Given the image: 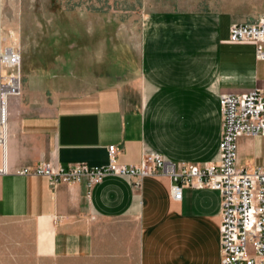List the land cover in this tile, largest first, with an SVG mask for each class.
<instances>
[{"label":"crops","instance_id":"1","mask_svg":"<svg viewBox=\"0 0 264 264\" xmlns=\"http://www.w3.org/2000/svg\"><path fill=\"white\" fill-rule=\"evenodd\" d=\"M261 15L264 0H177L148 10L122 50L86 34L90 44L30 70L8 99L0 146V258L220 264L217 189L185 186L174 199L168 175L108 174L87 196L84 178L53 185L22 170L106 165L110 145L117 164L150 152L218 163L219 97L264 89V42H232L228 28ZM235 147L237 168L264 167V135H239Z\"/></svg>","mask_w":264,"mask_h":264},{"label":"built area","instance_id":"2","mask_svg":"<svg viewBox=\"0 0 264 264\" xmlns=\"http://www.w3.org/2000/svg\"><path fill=\"white\" fill-rule=\"evenodd\" d=\"M232 42H264V15L257 19L232 24L228 28ZM1 46V44H0ZM256 53L264 58V49ZM13 69L6 75L3 68ZM21 54L13 47L0 48V146L4 147L8 122V99L21 91ZM224 116V129L219 143V161L211 165L178 164L165 160L158 153H146L137 165L117 164L116 147L108 146L109 162L102 166L85 163L70 164L67 169L52 170L48 164H38L22 173L47 175L51 184L61 180L85 179L87 196L105 175L141 178L165 174L173 184L174 199H180L182 188L208 187L220 193V264H264V167L239 169L236 166L235 141L239 135H264V89H253L242 95L219 97Z\"/></svg>","mask_w":264,"mask_h":264},{"label":"rangeland","instance_id":"3","mask_svg":"<svg viewBox=\"0 0 264 264\" xmlns=\"http://www.w3.org/2000/svg\"><path fill=\"white\" fill-rule=\"evenodd\" d=\"M177 0H0V48L13 47L21 54V81L30 70L41 71L73 54L78 44H90L86 34L107 37L103 50L130 45L144 14L169 8ZM257 19V18H255ZM254 20V19H253ZM99 46L101 42L97 43ZM13 70V69H12ZM4 67L6 75L12 71ZM0 264H119L120 261H10Z\"/></svg>","mask_w":264,"mask_h":264},{"label":"bare ground","instance_id":"4","mask_svg":"<svg viewBox=\"0 0 264 264\" xmlns=\"http://www.w3.org/2000/svg\"><path fill=\"white\" fill-rule=\"evenodd\" d=\"M0 34H1V31H0Z\"/></svg>","mask_w":264,"mask_h":264}]
</instances>
